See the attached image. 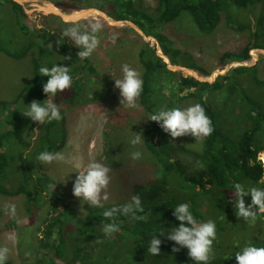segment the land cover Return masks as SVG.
Masks as SVG:
<instances>
[{
    "label": "trees",
    "instance_id": "obj_1",
    "mask_svg": "<svg viewBox=\"0 0 264 264\" xmlns=\"http://www.w3.org/2000/svg\"><path fill=\"white\" fill-rule=\"evenodd\" d=\"M56 2L65 13L84 7L98 8L114 21L132 23L157 41L171 64L199 70L205 75L207 71L163 32L164 26L186 17L198 31L206 34L223 21L237 31L254 27L253 44L246 42L239 52L225 50L220 53L219 60L226 64L247 60L251 48L264 49V13L258 11L261 0H156L154 8H147L138 0ZM27 15L18 1L0 0V51L21 60L35 50L26 68L28 79L15 95L0 99V194L26 197L31 218L22 228L23 234L16 246L23 255L30 236L40 233L36 236V252L30 264H59L56 260L73 264L77 258L81 259L84 251L98 256L94 264H196L188 256L186 247L166 239L168 230L180 223L173 216V209L184 202L190 204L197 220L211 219L216 223L217 239L210 261L213 264H237L235 253L248 243L264 247V214L258 213L254 225L238 218L233 188L237 182L245 187L264 188V168L258 159V153L264 149V96L257 91H264V80L257 77L255 65L234 67L228 74L207 82L168 69L156 47L146 42L140 44L137 56L143 91L137 102L139 112L147 115L139 120L144 124V141L152 157L149 167L156 169L155 177L128 191L130 198L140 197L144 212L138 215L147 216V220L120 216L117 219L120 230L105 237L102 231L106 222L102 216L104 209L89 207L79 213L58 195L57 181L44 171L43 164L36 162L40 152H59L64 147L68 121L61 106L78 102L86 86L99 77L98 69L92 58L81 60L77 56L79 49L69 38L62 39L60 31L46 24L30 26L25 21ZM54 64L68 66L73 82L70 89L58 92L54 98L60 106L62 119L41 125L22 113L31 101L47 99L43 84L48 77L40 75L39 69ZM248 82H252L254 88L245 89L244 84ZM185 98L204 107L214 129L211 135L196 142L200 150L196 154L203 164L197 170H189L174 157V153L188 150L183 147L184 143L175 144L169 133L148 119L162 108L178 107ZM27 130L30 136H26ZM113 145L111 141L106 152L110 162L114 160ZM115 153L118 154L117 147ZM127 156L120 154V160H126ZM111 164L115 166L114 162ZM109 176L111 182L114 177L110 173ZM122 183L123 180L120 186ZM244 200L246 205L250 204L251 195ZM44 203H47V215L39 220L38 213ZM161 231H165L164 236L158 234ZM156 234L162 243L159 255L154 256L147 248ZM173 247H180V250L173 252ZM69 252L73 255L70 259ZM25 261L22 257V264H26ZM6 264L17 263L8 260Z\"/></svg>",
    "mask_w": 264,
    "mask_h": 264
},
{
    "label": "rangeland",
    "instance_id": "obj_2",
    "mask_svg": "<svg viewBox=\"0 0 264 264\" xmlns=\"http://www.w3.org/2000/svg\"><path fill=\"white\" fill-rule=\"evenodd\" d=\"M22 1L25 8L35 10L28 14L25 19L30 26L37 25V27H40L42 24H46L50 28L61 32L69 26L68 21L70 19L76 18V14L80 10L89 13L82 15V26L97 21L102 24V31L99 33L100 46L90 57L98 69L99 77L94 78L86 86L78 102L61 106L65 110L68 126L66 143L59 152L64 153L68 159L66 162H53L52 164L43 165V169L59 184L56 186L57 192L65 200V203L72 205L79 213H83L89 208V205L72 193L73 183L78 175L76 171L83 172L84 166L90 161L102 162L111 167L110 174L114 177L106 189L109 199L105 202V206L126 203L129 201L128 196L129 198L131 196V193L128 192L129 189L137 184L149 183L155 177L156 169L152 170L149 167L152 163V157L145 141L142 145L136 147L131 146L129 143L134 132L140 133L142 138L146 140V136L143 134L144 124L140 123L139 119H145L147 114L139 112L140 107L133 109L120 104L122 97L120 96V90L115 87L114 79L122 78L121 65L125 63L140 71L137 49L142 42H146L152 47H156V51L159 52L157 41L148 38L147 35L143 36L138 33L128 22H115L109 16H105L107 14L98 8H80L79 10L66 12L70 15L62 18L38 9L51 8L56 12L65 13L56 4V0ZM138 1L147 8H154L156 3V0ZM261 1L258 11L264 13V0ZM252 30H254V27L242 31L233 30L223 21L213 32L206 34L198 31L186 17L183 21L169 23L163 28V32L175 42V45L191 55L192 59L197 61V65L207 71L208 75L199 70H194V73L189 71L188 73H193L201 80L208 79L209 82H213L219 75L228 74L231 69L240 64L242 66L255 65L257 67V77L264 80L263 48H251L248 52L249 58L246 61L228 62L226 64L219 60L222 51L239 52L246 45V42L253 44L255 40L251 37ZM34 55L35 50H32L25 58L16 60L0 51V99H7L15 95L25 83L29 77L26 68H28L31 57ZM162 58L165 63H170L168 57L162 56ZM176 72L188 75L187 72ZM219 72L222 73L219 74ZM244 86L247 90L254 88L252 82H248ZM257 91L261 94V97L264 96L263 89ZM191 104H193L192 100L185 98L180 101L178 107L185 108ZM116 134V138L113 139ZM27 135L30 136L29 130H27ZM189 137L194 136L189 134L175 139L171 137L175 144L184 143L183 147L188 148V150L180 151L177 154L174 153V157L187 165L189 170H197L203 166L202 160L196 154L200 151L198 149L199 144H196L199 140H196L195 137L194 139ZM111 141L115 143L111 150L116 152L117 147L118 154L127 156L132 151L139 150L143 153L142 158L132 160L130 156H127L126 160L122 161L120 160V154L116 155L114 152V160L110 162L106 152L110 149ZM116 141L118 146H116ZM263 153L264 149L258 153V159L261 163L263 162L264 166V161L260 159L264 157ZM76 161H81L84 166L77 168L75 166ZM113 162L114 167L111 164ZM122 180L123 183L120 186ZM10 202L16 205L15 216H12L5 209V205ZM47 208V203H44L42 210L38 213L39 220L46 217ZM30 218L24 195L0 194V246L6 245L9 247L8 260L11 263L22 264V257H25L26 264H30L34 260L35 240L36 236L40 235L39 232L33 233V237L30 236L29 246L23 252V255L16 246L20 239L19 236L23 234L22 228L29 224ZM9 236L13 239L10 240ZM69 255L70 259L73 255L70 252ZM148 257L149 255L146 256V258ZM97 260L98 256L84 251L81 259L78 260L77 258V261L73 264H94ZM56 262L63 264L61 260H56ZM209 264L213 263L209 262Z\"/></svg>",
    "mask_w": 264,
    "mask_h": 264
},
{
    "label": "clouds",
    "instance_id": "obj_3",
    "mask_svg": "<svg viewBox=\"0 0 264 264\" xmlns=\"http://www.w3.org/2000/svg\"><path fill=\"white\" fill-rule=\"evenodd\" d=\"M82 19V14H76L75 19L68 21L69 26L61 31L60 37L62 39L64 37L69 38L79 49L77 56L84 60L90 58L100 46L99 33L102 31L103 26L99 21L90 22L87 26H82ZM121 72L122 78L114 79L115 87L120 90V96L122 97L120 104L128 108H138L139 104L137 101L143 91L141 73L127 63L121 65ZM39 74L48 77L46 83L43 84V92L47 94V99L42 102L38 100L31 101L27 104L28 107L22 115L43 125L62 119L60 106L54 102V98L58 92L71 88L73 77L70 75L68 66L58 64H54L50 68L47 66L40 67ZM148 119L157 122L161 129L169 133L173 139L190 134L196 140H201L211 135L214 131L212 121L200 103H195L185 108L165 107L151 114ZM129 143L131 146L136 147L142 145L144 139L140 133L134 132ZM142 156L143 153L139 150L130 153L132 160H139ZM67 159L62 152L44 150L37 155L36 162L48 165L53 162H66ZM75 166L79 168L84 165L81 161H76ZM110 171V166L99 161H90L84 166L83 172L76 171L78 175L72 188L73 195L85 201L89 207L104 209L102 216L106 222L103 224L102 231L105 237H110L120 230V224L117 223V219L120 216H131L136 220H147V216L138 215V213L144 212V208L140 197L137 195H133L124 204H113L105 208V202L109 199L106 189L110 183ZM54 187L55 185L52 186L53 189ZM233 188L236 216L254 225L257 221L258 213L264 214V188L256 186L245 187L239 182L234 183ZM249 194L251 195V203L246 205L244 197ZM190 207L187 202L180 203L174 207L173 216L180 223L179 226L170 229L166 239L174 241L175 245L186 247L188 256L196 264H209L214 257L213 243L217 239L216 223L211 219L207 221L197 220ZM5 209L12 216L16 215V205L14 203L6 204ZM158 234L164 236L165 231H161ZM9 239L11 240L13 237L9 236ZM161 243L162 241L157 238V234L153 235L147 251L154 256L159 255ZM180 247H173L172 251H179ZM9 253L10 249L8 246H0V264H6L9 259ZM235 259L237 264H264V247H256L248 243L235 253Z\"/></svg>",
    "mask_w": 264,
    "mask_h": 264
},
{
    "label": "water",
    "instance_id": "obj_4",
    "mask_svg": "<svg viewBox=\"0 0 264 264\" xmlns=\"http://www.w3.org/2000/svg\"><path fill=\"white\" fill-rule=\"evenodd\" d=\"M16 1H18L19 3H21L22 5H23V7H24V9H25V11L28 13V14H30V13H32L33 11H35V10H30V9H28V8H25V6H24V3H23V1L22 0H16ZM35 9H37V8H35ZM38 9H40V10H42L43 12H49V14L51 13V14H55V15H57V16H59V17H64V16H67V15H70V14H66V13H59V12H56V11H54V10H52L51 8H38ZM88 9H91V8H88ZM84 10H87V9H84ZM81 11V10H80ZM105 16H108V15H105ZM115 22H122V21H115ZM129 23V22H128ZM138 33H141L143 36H145V34L143 33V31H141L138 27H136L135 25H133L132 23H129ZM148 38H153L152 36H148ZM154 39V38H153ZM161 51V50H160ZM157 52V51H156ZM157 54L158 55H160V57H162V56H164V57H167V56H165L162 52L161 53H159V52H157ZM169 59V58H168ZM167 63V62H166ZM167 67L170 69V70H173V71H180V72H187V74L188 75H193V76H195L193 73H194V70L193 69H191V68H187V67H184V66H179V65H172V64H170V63H167ZM188 71H192L193 73H188ZM222 72H219V74H221ZM195 77H197L198 79H200L198 76H195ZM204 81H207V82H209V80L208 79H204Z\"/></svg>",
    "mask_w": 264,
    "mask_h": 264
},
{
    "label": "bare ground",
    "instance_id": "obj_5",
    "mask_svg": "<svg viewBox=\"0 0 264 264\" xmlns=\"http://www.w3.org/2000/svg\"><path fill=\"white\" fill-rule=\"evenodd\" d=\"M79 10V9H78ZM89 12V11H88ZM76 14V13H74ZM77 14H82V15H85V14H89V13H86L85 11H79ZM159 53H161V51H159ZM238 65V64H237ZM189 72V71H188Z\"/></svg>",
    "mask_w": 264,
    "mask_h": 264
},
{
    "label": "built area",
    "instance_id": "obj_6",
    "mask_svg": "<svg viewBox=\"0 0 264 264\" xmlns=\"http://www.w3.org/2000/svg\"><path fill=\"white\" fill-rule=\"evenodd\" d=\"M246 61V60H245ZM233 62H238V61H233ZM242 62V61H241ZM239 66H242L241 64ZM263 156H264V153H263ZM261 160L264 161V157L263 158H260ZM263 163V162H262ZM264 167V166H263ZM264 177V176H263Z\"/></svg>",
    "mask_w": 264,
    "mask_h": 264
}]
</instances>
